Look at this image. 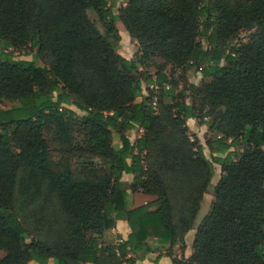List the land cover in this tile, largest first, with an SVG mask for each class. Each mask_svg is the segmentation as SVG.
<instances>
[{
	"label": "trees",
	"instance_id": "obj_1",
	"mask_svg": "<svg viewBox=\"0 0 264 264\" xmlns=\"http://www.w3.org/2000/svg\"><path fill=\"white\" fill-rule=\"evenodd\" d=\"M27 46L46 68L15 59ZM156 54L205 78L192 104L162 69L136 76ZM189 118L207 127L210 158ZM123 174L154 199L130 208ZM117 220L131 232L107 239ZM166 245L172 264H264V0H125L117 15L108 0H0V264H136Z\"/></svg>",
	"mask_w": 264,
	"mask_h": 264
},
{
	"label": "rangeland",
	"instance_id": "obj_2",
	"mask_svg": "<svg viewBox=\"0 0 264 264\" xmlns=\"http://www.w3.org/2000/svg\"><path fill=\"white\" fill-rule=\"evenodd\" d=\"M108 5L111 8V11L115 15H117L119 13V9L123 6H125V0H108ZM87 15H88L89 19L96 24L99 31L103 32V25L99 21L97 13L92 11V10H89L87 12ZM115 26H116L118 33H119V36H120L119 43L117 46L118 47L117 52L126 58H131L135 54V52L138 48L137 42L135 39L130 37L127 30L125 29V27L123 26V24L120 21L116 20ZM247 36H248L247 31H240V33L238 34L236 39L229 41L228 47L232 46L233 44H235L237 42L239 43L240 41L244 42L246 40ZM202 45H203V47H207L206 41L204 39H202ZM14 57L17 60H21V59L35 60L37 65L40 67L46 68L48 66V61L42 59V57L38 54V50L34 47L27 46L25 48L16 49L14 52ZM158 68L162 69L164 72H166L171 79V83L164 84V86H166V88H170L171 84L175 83V84H177V92L180 89L185 88L186 94H185L184 100L186 103L192 104L195 97L189 91L190 85L199 86L202 83V81L205 79V78H203L202 74L200 72H198L193 66L186 65L184 67L176 68L173 65V63H171L170 61H168V60L164 59L163 57L156 54L154 56L149 57V59L147 61H145V66L143 68L140 67L138 69V71L136 72V76H139V75L143 74L144 72H147L151 76V79H153L154 78V72ZM149 85L151 86L152 84H149ZM143 86L146 87L145 84H143ZM69 107L72 108L73 110H75L78 114H80V115L82 114V112L77 110L74 106L69 105ZM140 132H138L137 134H134V135L137 137L138 134H140ZM78 134H79V131H74L75 137H77ZM198 134H200L198 137L200 143L202 144V146L204 145V147H206L205 141H204V136L205 135L208 136L209 133L208 132L201 133V131H199ZM45 137H46L47 141L49 142L50 147H52V148H58V147L63 146V144H64L62 142V140L57 138V135L53 130H47L45 133ZM134 137L132 136V139ZM116 141L117 140L115 139L114 142L117 143ZM206 156L208 158H210V155H209L207 148H206ZM214 167H215L214 175L212 177L211 183H210L206 193L203 196L202 203L200 204L199 211L196 215L195 223H196V221L199 223L201 221V219L208 213V211L210 209V204L213 200L214 185L217 182L216 179L217 178L219 179V176H220V167L216 164H214ZM215 176H217V178H215ZM161 250H165V252L170 251V249H168L167 245L162 246ZM171 253H172V249H171ZM4 254L5 253L0 250V256H3Z\"/></svg>",
	"mask_w": 264,
	"mask_h": 264
},
{
	"label": "crops",
	"instance_id": "obj_3",
	"mask_svg": "<svg viewBox=\"0 0 264 264\" xmlns=\"http://www.w3.org/2000/svg\"><path fill=\"white\" fill-rule=\"evenodd\" d=\"M143 94H145V91H143ZM141 99H142V97H138L136 99V101L139 102V101H141ZM186 123H187V126L189 127L190 131L195 133L197 135V137H199V135H200V134H198L199 131H201V133L207 132V127L205 125H202V126L198 125L197 121L193 118L187 119ZM140 131L141 130L133 131L130 139L134 140V138L136 137L134 134H137ZM132 136L133 137L135 136V137L132 139ZM114 138L117 140L116 141L117 143L114 142L116 144V145L114 144V146L116 148L120 147L119 140L115 136H114ZM115 139H114V141H115ZM203 148H204L203 152L206 155V147H204V145H203ZM214 171H215V167H214ZM215 178H217V176H215ZM217 179H216V181H217ZM122 181L125 183V187L127 188V192H128L127 200H128V204H129L130 208H135V207L141 206V205L145 204L146 202L154 199L153 196L144 195L140 192L132 193L130 191L129 185L133 181V175L132 174H123ZM197 224H198V222L196 221L195 228H196ZM195 228L188 231L184 236V242H185V247H186L185 251H184L185 257H188L192 253V243H193L195 233H196ZM130 232H131V229L125 220H117L115 223V227L106 233V238L107 239H113L115 235L119 234L122 239H126ZM172 253L174 256L181 254L178 243H176L173 246ZM155 262H157V264H172L170 257L166 256L165 250H161V249L154 251V252L144 251L141 254V258L136 261V264H154Z\"/></svg>",
	"mask_w": 264,
	"mask_h": 264
},
{
	"label": "water",
	"instance_id": "obj_4",
	"mask_svg": "<svg viewBox=\"0 0 264 264\" xmlns=\"http://www.w3.org/2000/svg\"><path fill=\"white\" fill-rule=\"evenodd\" d=\"M97 162V161H96Z\"/></svg>",
	"mask_w": 264,
	"mask_h": 264
}]
</instances>
